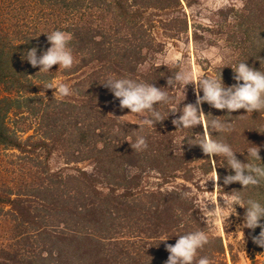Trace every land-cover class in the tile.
I'll return each instance as SVG.
<instances>
[{
  "label": "rangeland",
  "instance_id": "obj_1",
  "mask_svg": "<svg viewBox=\"0 0 264 264\" xmlns=\"http://www.w3.org/2000/svg\"><path fill=\"white\" fill-rule=\"evenodd\" d=\"M53 30L72 33L73 64L37 73L22 55L33 47L38 54L46 50L45 35ZM0 38L17 45L35 40L11 57L24 72L22 85L0 84V100L22 103L2 111L12 136L0 145V264H165V244L198 229L209 242L197 258L264 264V249L252 242L259 228L244 230L242 250L233 243L243 209L226 224L204 211L241 190L238 183L223 185L231 170L198 146L185 142L180 151L185 136L212 133L234 151L260 147L263 159L264 110L228 113L201 105L205 115L231 121L230 133L203 121L176 130L179 111L170 113L155 129L141 130L148 145L141 151L131 149L129 139L137 114L121 109L102 86L114 75L171 91L167 79L177 65L194 77L225 67L226 86L234 83L229 67L238 61L264 70L257 60L264 58V0H0ZM50 77L72 94L53 97L54 90H45L43 96L39 82ZM168 95L176 102L185 97L179 108L196 101L192 85L184 97L179 89ZM236 155L246 162V153ZM263 187L243 194L256 198ZM164 236L169 239L160 243Z\"/></svg>",
  "mask_w": 264,
  "mask_h": 264
},
{
  "label": "clouds",
  "instance_id": "obj_2",
  "mask_svg": "<svg viewBox=\"0 0 264 264\" xmlns=\"http://www.w3.org/2000/svg\"><path fill=\"white\" fill-rule=\"evenodd\" d=\"M45 36L50 46L39 54L38 49L33 47L22 55V59L31 67L38 68L37 73H52L50 69L54 65L58 68L71 67L74 61L69 47V43L73 39L72 33L53 30ZM257 60L261 63L264 58L257 57ZM220 62L223 63V58ZM246 62L247 60L238 61L229 67L233 73L234 81L229 86H226L222 80L221 72L225 67L221 68L218 74L194 77L191 72L179 65L167 79V85L171 91L168 88L155 87L153 83L114 75L107 77L102 86L107 88L112 96L119 101L121 109H128V114H137L138 129L131 131L136 135L129 136V139L132 140L130 147L142 151L148 145L146 137L139 134L141 130L144 128L155 129V125L165 120L170 113L175 114L179 111V116L172 120L176 130H192L197 125L200 126L203 121L217 133H230L233 131L231 121L205 115L201 105L206 103L216 110H226L228 113L244 110L245 114H251L254 111L264 110V71L256 70ZM39 83L43 96L45 90H54L53 97L58 95L64 98L72 94V90L66 83L56 80L54 77L41 80ZM188 85L193 86L196 101L194 104H186L179 108L178 106L185 98L184 90ZM173 89L182 90L184 97L182 101L176 102L174 97L168 95ZM161 105H168L165 113L159 110ZM209 116L212 117L211 120L208 119ZM119 130L118 128L117 131ZM185 142L198 146L213 163H215L213 158H219V166L231 170L233 174L223 177L224 186L234 183L241 186L239 191L233 190L224 194L226 198L220 199L221 202H218L217 198L214 208L209 209L208 206H205L204 211L209 213L214 220L225 223L229 217L238 215V208L243 209L241 223L232 233L234 245L238 250H242L245 244L244 230L254 232L259 228L258 235L252 236V242L264 249V202L243 194L246 189L255 188L264 183V163H261L260 147L251 144V147L243 152L234 151L230 143L210 133L206 137L203 134L185 136L180 141V151ZM237 153H246L244 157L246 162L237 159ZM214 171L217 181L219 177L215 169ZM176 237L173 245L165 244V250L169 254L165 264H211V259L207 255L197 258L198 250L204 248L209 242V236L205 230L198 229ZM168 239L166 236L161 237L160 243L166 242Z\"/></svg>",
  "mask_w": 264,
  "mask_h": 264
},
{
  "label": "trees",
  "instance_id": "obj_3",
  "mask_svg": "<svg viewBox=\"0 0 264 264\" xmlns=\"http://www.w3.org/2000/svg\"><path fill=\"white\" fill-rule=\"evenodd\" d=\"M35 41V40H34ZM34 41L32 43L31 39H27L23 44H9V42L4 41L2 38H0V84L3 86L14 87V85L21 86L22 83L20 82L22 78H24V72H19L18 69L15 68L14 63L11 61L12 55L14 56V53L17 51H22L24 47H32L34 44ZM71 43V42H70ZM28 45V46H27ZM249 65V64H248ZM252 66L256 70H261L262 68L259 67V65H249ZM264 71V70H261ZM19 90V87L16 89ZM31 98L24 99V103L30 102ZM4 105L3 108L0 107V145L7 146L9 138L12 136V133L8 130V128L5 126L4 118L5 113H2V111H8L10 107L14 106L16 108H19L22 106V103H19L16 100L11 99H2L0 100V105ZM212 134V133H210ZM261 163H264V158L261 159ZM82 175H86V173H82ZM262 187L264 186V183L261 184ZM250 196V195H248ZM256 198L260 199L262 202H264V187L258 192V195H256Z\"/></svg>",
  "mask_w": 264,
  "mask_h": 264
}]
</instances>
